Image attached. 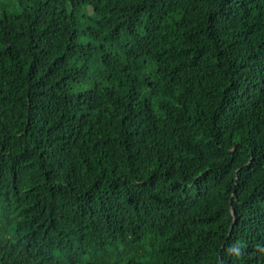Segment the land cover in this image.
<instances>
[{"label": "trees", "instance_id": "trees-1", "mask_svg": "<svg viewBox=\"0 0 264 264\" xmlns=\"http://www.w3.org/2000/svg\"><path fill=\"white\" fill-rule=\"evenodd\" d=\"M0 264H264V0H0Z\"/></svg>", "mask_w": 264, "mask_h": 264}, {"label": "rangeland", "instance_id": "rangeland-1", "mask_svg": "<svg viewBox=\"0 0 264 264\" xmlns=\"http://www.w3.org/2000/svg\"><path fill=\"white\" fill-rule=\"evenodd\" d=\"M92 17L97 19V15L95 13L92 14Z\"/></svg>", "mask_w": 264, "mask_h": 264}]
</instances>
